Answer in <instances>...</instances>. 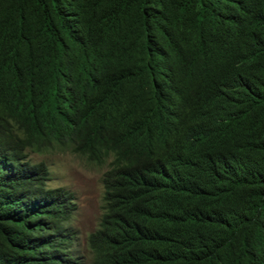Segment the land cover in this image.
Returning a JSON list of instances; mask_svg holds the SVG:
<instances>
[{"label":"trees","instance_id":"1","mask_svg":"<svg viewBox=\"0 0 264 264\" xmlns=\"http://www.w3.org/2000/svg\"><path fill=\"white\" fill-rule=\"evenodd\" d=\"M53 149L91 264H264V0H0V264H81Z\"/></svg>","mask_w":264,"mask_h":264},{"label":"rangeland","instance_id":"2","mask_svg":"<svg viewBox=\"0 0 264 264\" xmlns=\"http://www.w3.org/2000/svg\"><path fill=\"white\" fill-rule=\"evenodd\" d=\"M32 163L44 162L49 170L48 187H63L75 197V211L70 226L76 233L74 249L81 264H91L92 253L87 245L88 235L94 231L101 214L102 175L106 164L98 165L69 149L43 153L27 151Z\"/></svg>","mask_w":264,"mask_h":264}]
</instances>
